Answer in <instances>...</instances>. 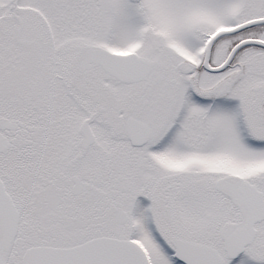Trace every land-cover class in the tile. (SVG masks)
<instances>
[{"label": "snow or ice", "instance_id": "6c2138e0", "mask_svg": "<svg viewBox=\"0 0 264 264\" xmlns=\"http://www.w3.org/2000/svg\"><path fill=\"white\" fill-rule=\"evenodd\" d=\"M0 264H264V0H0Z\"/></svg>", "mask_w": 264, "mask_h": 264}]
</instances>
